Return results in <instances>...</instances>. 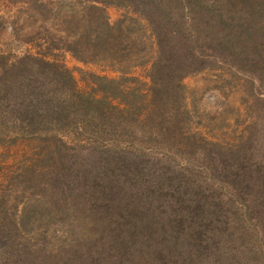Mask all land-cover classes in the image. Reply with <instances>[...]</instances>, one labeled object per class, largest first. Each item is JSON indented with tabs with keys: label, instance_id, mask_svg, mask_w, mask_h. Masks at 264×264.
Segmentation results:
<instances>
[{
	"label": "rangeland",
	"instance_id": "1",
	"mask_svg": "<svg viewBox=\"0 0 264 264\" xmlns=\"http://www.w3.org/2000/svg\"><path fill=\"white\" fill-rule=\"evenodd\" d=\"M0 264H264V0H0Z\"/></svg>",
	"mask_w": 264,
	"mask_h": 264
},
{
	"label": "trees",
	"instance_id": "2",
	"mask_svg": "<svg viewBox=\"0 0 264 264\" xmlns=\"http://www.w3.org/2000/svg\"><path fill=\"white\" fill-rule=\"evenodd\" d=\"M122 207V206H121ZM122 209V208H120ZM139 209L137 207H133V206H130L128 208V213H127V216H130L131 217V221H128L130 223H128L126 220V224H127V228L125 229V232H127V235L129 237L133 236V232H136V233H141L143 232L144 230H141V229H134L133 226L136 224L135 220L133 218H139V216H142L140 213V210L138 211ZM125 213H123L121 211V216H124ZM138 214V216H136ZM102 216V219L100 221V223H102L101 225V232H103L104 230H106V232L109 230L108 227L110 226V221L108 219H106L102 213L99 214ZM141 218V217H140ZM140 223V222H139ZM142 227V226H141ZM143 228V227H142Z\"/></svg>",
	"mask_w": 264,
	"mask_h": 264
}]
</instances>
